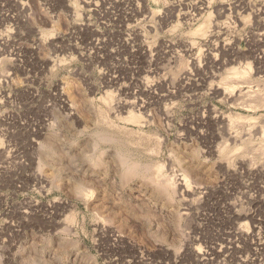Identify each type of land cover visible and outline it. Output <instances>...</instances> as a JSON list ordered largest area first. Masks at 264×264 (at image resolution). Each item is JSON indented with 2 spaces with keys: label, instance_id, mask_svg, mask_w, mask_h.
<instances>
[{
  "label": "rangeland",
  "instance_id": "374dc122",
  "mask_svg": "<svg viewBox=\"0 0 264 264\" xmlns=\"http://www.w3.org/2000/svg\"><path fill=\"white\" fill-rule=\"evenodd\" d=\"M0 264H264V0H0Z\"/></svg>",
  "mask_w": 264,
  "mask_h": 264
},
{
  "label": "bare ground",
  "instance_id": "6f19581e",
  "mask_svg": "<svg viewBox=\"0 0 264 264\" xmlns=\"http://www.w3.org/2000/svg\"><path fill=\"white\" fill-rule=\"evenodd\" d=\"M210 18H211V16L209 15V17L205 20V23H203V25H201L200 26V28L198 29L199 31H202L201 33L202 34H205V32H206V29L208 28V26H209V24H210ZM248 68H250V65H249V67ZM245 75L246 74V71H242V72H238L237 73V75ZM250 90H247L246 92H243V90H240V93L241 94H249L250 92H249ZM109 100H110V97H107ZM140 120V118H139V116L137 115V116H133L132 118H131V121L132 122H138ZM124 161V160H123ZM131 163V162H130ZM132 163H133V161H132ZM123 165V164H122ZM139 165V164H138ZM126 169H127V167H126ZM128 171V170H127ZM132 172V171H131ZM128 175V174H127ZM133 175V174H132ZM137 175V174H136ZM134 177V176H133ZM125 178H126V176H125ZM152 178H154V177H152ZM162 180V179H161ZM161 180H160V182H161ZM154 184V183H153ZM162 185V184H161ZM160 186V185H159ZM165 186V185H164ZM177 188H179V187H177ZM244 227V226H243ZM247 231V230H246Z\"/></svg>",
  "mask_w": 264,
  "mask_h": 264
}]
</instances>
